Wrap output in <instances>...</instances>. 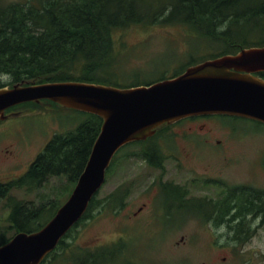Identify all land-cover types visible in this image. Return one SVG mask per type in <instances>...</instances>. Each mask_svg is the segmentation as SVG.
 Here are the masks:
<instances>
[{"label":"rangeland","instance_id":"rangeland-1","mask_svg":"<svg viewBox=\"0 0 264 264\" xmlns=\"http://www.w3.org/2000/svg\"><path fill=\"white\" fill-rule=\"evenodd\" d=\"M14 1L20 0H6ZM150 1L144 0L143 9ZM159 1L156 8L160 10L173 0ZM248 4L241 7L247 8ZM251 24L239 23V35L250 31ZM262 35L264 32L258 31L249 37ZM114 38L120 53L111 67L114 69L108 72L107 83L120 87L134 81L145 83L171 77L192 59L207 56L219 46L190 24L156 22L148 28L132 26L117 31ZM42 105L32 110L26 106L18 108L29 112L0 122V182L23 180L31 162L53 135L75 130L84 119L76 111ZM190 127L195 131L191 132ZM155 141L166 151L163 170L141 162L142 145L120 152L98 198L104 199L119 187L130 189L122 211L113 216L102 208L96 210L92 219L75 229L72 240H68L72 241L71 246L105 250L104 254L99 253L97 264H264V220L246 218L243 228L250 229V237L240 242L227 226L204 222L207 208L202 212L193 207L221 192L215 184L204 187L197 180L211 178L229 187L264 190V126L241 118L200 119L175 127ZM163 183L186 189L185 195L192 202L183 208H167L172 202H166L164 194L158 193ZM71 187L65 177H52L31 194L21 188H11L9 193L19 201L36 205L39 199H54V207L44 213L43 219H47L57 204L66 200ZM9 210L2 198L0 231L9 225ZM138 211L141 213L134 217ZM166 212L170 215L166 216ZM12 234L8 230L6 237Z\"/></svg>","mask_w":264,"mask_h":264},{"label":"trees","instance_id":"trees-1","mask_svg":"<svg viewBox=\"0 0 264 264\" xmlns=\"http://www.w3.org/2000/svg\"><path fill=\"white\" fill-rule=\"evenodd\" d=\"M159 2L151 0L147 8L143 9L144 0H0V87L6 86V82H3L5 78L8 85L77 81L120 87L107 83L110 77L108 72L114 69L111 67L120 53L115 48V33L132 26L148 28L156 22L194 25L199 28L200 35L219 45L213 53L192 59L187 67L223 54L236 53L241 48L264 46V35L259 38L249 37L251 33L264 32V0H173L160 10L156 8ZM245 2H249V6L242 8L241 5ZM239 23H252V28L246 34L239 35ZM184 67L171 77L182 73ZM260 76L264 77V73ZM164 78L167 77L160 79ZM151 83L153 81H134L120 88ZM25 106L30 110L38 107L28 103L20 108ZM81 114L84 119L75 130L55 134L51 138L30 165L23 180L8 185L0 183V198L5 197L6 191L11 188H21L29 194L35 192L52 177H65L67 183L72 184L71 190L73 189L102 125L100 117ZM141 144L142 142L129 144L121 151ZM150 147L142 149L141 162L160 166L165 160L166 152L159 147L152 153L148 151ZM119 153L112 160L107 176L111 174ZM128 190L130 189L119 187L104 199L98 198L97 193L84 216L41 264H97L99 253L104 254L105 250L71 246L73 243L68 240L80 224L93 218L96 210H121L129 196ZM226 197H220L214 205L218 216L212 212L211 217L215 218L216 223L219 224L224 219L219 210L222 208L221 203L228 199L233 202V208L225 207V211L227 213L233 209L231 217L234 220L242 223L250 216H259L264 220V190L235 186ZM189 200L188 203H191L192 198ZM6 201L11 212L6 219L9 226L0 231V245L9 240L6 237L8 230L15 234L41 229L63 203L59 202L52 215L43 219L44 213L54 207V199H39L37 205L11 196ZM231 229L235 240L244 242L250 237V229Z\"/></svg>","mask_w":264,"mask_h":264},{"label":"water","instance_id":"water-1","mask_svg":"<svg viewBox=\"0 0 264 264\" xmlns=\"http://www.w3.org/2000/svg\"><path fill=\"white\" fill-rule=\"evenodd\" d=\"M264 47L241 49L188 67L149 86L117 88L82 82L18 84L0 89V121L14 106L42 100L102 119L88 161L67 201L40 230L20 232L0 246V264H41L85 214L125 145L145 141L161 128L196 116L226 115L264 123Z\"/></svg>","mask_w":264,"mask_h":264},{"label":"flooded vegetation","instance_id":"flooded-vegetation-1","mask_svg":"<svg viewBox=\"0 0 264 264\" xmlns=\"http://www.w3.org/2000/svg\"><path fill=\"white\" fill-rule=\"evenodd\" d=\"M200 119H209V118L208 117H194V118L192 117V118H188V119H186V120H184V121H182L176 125L175 124L172 125L173 127L172 126H170V127L175 128V127L181 126L182 124H185L187 122L188 123H192V122L194 123ZM170 130H172V129H170ZM189 130L191 132L195 131L194 127L193 128L190 127ZM157 149H158V147H150L148 149V151L154 153ZM152 168H155L158 171H161V170H163V165L161 164L160 166H152ZM195 180L196 179H193V181H195ZM197 181L201 182L204 185V187H210V186H213V184H215L216 186L221 188V192L218 194V196L216 198H212L211 200L208 199V202H204L203 204L199 205V209L202 212H204L205 208H207V213L204 217H202V219H204V221L205 220L206 221H212L214 224H216L215 218L211 217L212 212H214V214H216V216H218L217 210H216V208H214V205H215L216 201L220 199V197H224L225 195L228 197L229 193L232 192L234 186L229 187L228 184H226L224 182L217 181L215 179H211V178L210 179H204V180H197ZM225 187H226V189H225ZM186 191H187L186 189H183L182 187H180L178 185H174L173 183H163L162 189H160V191L158 193H160V192L163 193L166 201L169 198L174 200V202H173L174 205L173 206L171 205V207L168 206L167 208H172L175 205L180 207V208H183L185 205H187L186 198H189V197H187L188 195H185ZM170 192L172 194L168 195V193H170ZM189 199H191V197ZM181 201H184L186 203H180ZM229 201H230L229 199L226 201H223L220 205V207H222L223 209L220 208L219 212L221 211L220 213H222L224 215V219L221 221V223L219 225H221V226L225 225L227 227H230L232 225V227H233V225L236 223V221L231 217V215H233L234 210L230 209V211L227 213L225 211V207L233 208V202H231V201L229 202ZM227 204H231L232 206H227ZM140 213H141L140 211L136 212L134 214V217H137ZM216 226H217V224H216Z\"/></svg>","mask_w":264,"mask_h":264}]
</instances>
